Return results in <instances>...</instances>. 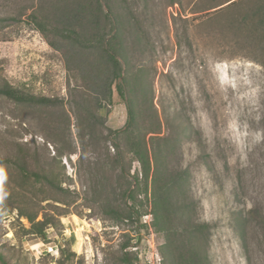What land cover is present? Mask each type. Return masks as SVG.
Returning a JSON list of instances; mask_svg holds the SVG:
<instances>
[{"label":"rangeland","instance_id":"1","mask_svg":"<svg viewBox=\"0 0 264 264\" xmlns=\"http://www.w3.org/2000/svg\"><path fill=\"white\" fill-rule=\"evenodd\" d=\"M35 1L0 0V17ZM230 1L110 0L125 21L135 134L151 161L155 153L184 177L177 192L207 226L205 264H264V29L246 0ZM56 40L26 20L0 26V85L56 99L40 106L0 95V264H122L124 244L135 264H187L180 234L156 231L150 214L108 218L112 188L141 170L126 135L115 138L126 105L115 91L112 103L91 91L86 68ZM20 212L46 218L45 237Z\"/></svg>","mask_w":264,"mask_h":264},{"label":"trees","instance_id":"2","mask_svg":"<svg viewBox=\"0 0 264 264\" xmlns=\"http://www.w3.org/2000/svg\"><path fill=\"white\" fill-rule=\"evenodd\" d=\"M243 1L245 0H232L227 5ZM246 1V7L249 6L246 9L248 15L253 21H257L255 24L264 29V0ZM103 6L106 10H103ZM24 20L44 37L52 36L57 42H61V46L67 48L68 51L65 52L69 54L71 62L77 60V68H86L84 72L91 81L88 86L91 91L94 90L97 95L102 94V99L110 103L112 93L115 91L126 105L127 121L122 129L115 131V138L117 134L126 135L127 151L140 164L141 170L140 175L137 174L133 181L112 188L109 198L105 199L108 218L117 223H130L145 214H150L151 223L156 231L167 236L173 234L172 231L180 234L182 242L187 247L186 255L181 256L182 260H186L187 264H205L206 255L201 243L205 245L208 241V233H204L207 232V226L192 221V207L184 198V194L177 192L184 177L176 173L168 174L166 166L164 167L165 163L163 164L155 153L152 154L151 161L146 146L135 134L137 105L135 99L127 92L130 74L121 63V59L124 64L126 62L122 54L125 23L123 14L118 13L110 0H36L15 8L8 16L0 17V26L7 22ZM47 42L52 47L56 46L49 38ZM260 62L264 66V61ZM69 70L71 71L70 66ZM0 95L28 105L47 106L56 103L55 98L28 94L7 83L0 85ZM96 100L99 103L100 100L98 98ZM158 140L164 139L156 136L155 141ZM121 160L122 154H118L116 162ZM16 164L19 172L26 178L32 176L37 183L46 182L51 185V180L45 175L28 172L22 164ZM19 215L30 222L33 233L45 237L44 227L49 223L46 218L35 221L32 215L23 212ZM173 222L182 224L183 229L179 227L171 229L169 225ZM127 246L122 245L123 253L118 260L122 264H135L126 250Z\"/></svg>","mask_w":264,"mask_h":264}]
</instances>
